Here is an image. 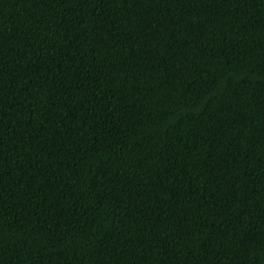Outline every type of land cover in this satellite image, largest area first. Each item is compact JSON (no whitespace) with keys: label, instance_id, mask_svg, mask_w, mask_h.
<instances>
[{"label":"trees","instance_id":"1","mask_svg":"<svg viewBox=\"0 0 264 264\" xmlns=\"http://www.w3.org/2000/svg\"><path fill=\"white\" fill-rule=\"evenodd\" d=\"M0 264H264V0H0Z\"/></svg>","mask_w":264,"mask_h":264}]
</instances>
